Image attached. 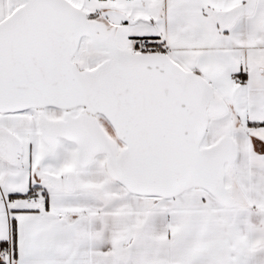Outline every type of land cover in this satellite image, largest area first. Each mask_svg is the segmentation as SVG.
Masks as SVG:
<instances>
[{"label":"snow or ice","instance_id":"1","mask_svg":"<svg viewBox=\"0 0 264 264\" xmlns=\"http://www.w3.org/2000/svg\"><path fill=\"white\" fill-rule=\"evenodd\" d=\"M0 264H264V0H0Z\"/></svg>","mask_w":264,"mask_h":264}]
</instances>
